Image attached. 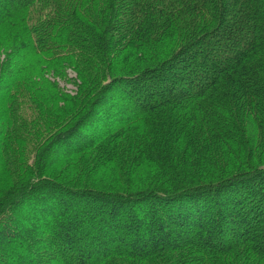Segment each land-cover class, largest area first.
Here are the masks:
<instances>
[{
  "label": "trees",
  "instance_id": "1",
  "mask_svg": "<svg viewBox=\"0 0 264 264\" xmlns=\"http://www.w3.org/2000/svg\"><path fill=\"white\" fill-rule=\"evenodd\" d=\"M1 52L0 264H264V0H0Z\"/></svg>",
  "mask_w": 264,
  "mask_h": 264
},
{
  "label": "rangeland",
  "instance_id": "2",
  "mask_svg": "<svg viewBox=\"0 0 264 264\" xmlns=\"http://www.w3.org/2000/svg\"><path fill=\"white\" fill-rule=\"evenodd\" d=\"M7 57V54L6 53H4V52H1L0 53V63H3L4 62V60H5V58ZM52 74V73H51ZM51 74H49L48 75V78H49V80L50 81H58L59 82V84H60V86L61 87H63L66 91H70V92H72L74 89H75V85L72 83V82H70V81H68V80H61L60 78H56L55 79V77L53 76V75H51ZM70 76L71 77H74L75 75L72 73V72H70ZM17 98L16 97H14V98H11L10 100H9V104L10 105H12V103L16 100ZM1 144H2V142L0 143V146H1ZM81 144V143H80ZM26 223H28V222H26ZM25 225L23 226V230H25ZM25 255V254H24Z\"/></svg>",
  "mask_w": 264,
  "mask_h": 264
}]
</instances>
